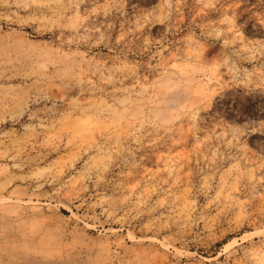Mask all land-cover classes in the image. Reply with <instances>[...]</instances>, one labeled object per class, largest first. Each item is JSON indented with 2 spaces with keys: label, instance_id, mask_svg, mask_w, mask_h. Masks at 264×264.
Segmentation results:
<instances>
[{
  "label": "rangeland",
  "instance_id": "1",
  "mask_svg": "<svg viewBox=\"0 0 264 264\" xmlns=\"http://www.w3.org/2000/svg\"><path fill=\"white\" fill-rule=\"evenodd\" d=\"M0 264H264V0H0Z\"/></svg>",
  "mask_w": 264,
  "mask_h": 264
},
{
  "label": "trees",
  "instance_id": "2",
  "mask_svg": "<svg viewBox=\"0 0 264 264\" xmlns=\"http://www.w3.org/2000/svg\"><path fill=\"white\" fill-rule=\"evenodd\" d=\"M148 1L150 2V1H153V0H148Z\"/></svg>",
  "mask_w": 264,
  "mask_h": 264
}]
</instances>
